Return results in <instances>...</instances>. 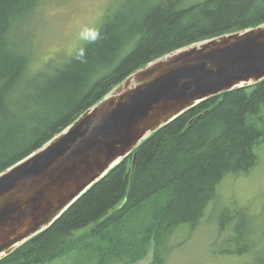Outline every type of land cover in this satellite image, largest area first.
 Wrapping results in <instances>:
<instances>
[{
  "label": "trees",
  "instance_id": "16d2710c",
  "mask_svg": "<svg viewBox=\"0 0 264 264\" xmlns=\"http://www.w3.org/2000/svg\"><path fill=\"white\" fill-rule=\"evenodd\" d=\"M41 1L0 0L1 172L133 70L192 43L264 23V0H145L140 10L128 4L107 16L89 41L62 62L34 67L38 59L10 38ZM261 103L264 79L185 110L138 143L133 168L131 154L123 157L0 264H47L84 251L89 239L98 240L96 264L135 263L151 245L149 264H162L167 237L180 224L193 227L200 221L222 177L246 173L257 164L253 148L264 131L245 114L255 113ZM150 200L156 208L149 219H139L137 213Z\"/></svg>",
  "mask_w": 264,
  "mask_h": 264
},
{
  "label": "water",
  "instance_id": "95a60500",
  "mask_svg": "<svg viewBox=\"0 0 264 264\" xmlns=\"http://www.w3.org/2000/svg\"><path fill=\"white\" fill-rule=\"evenodd\" d=\"M162 61L165 64L156 68ZM264 79V23L195 42L133 70L0 171V259L50 226L150 133L197 102Z\"/></svg>",
  "mask_w": 264,
  "mask_h": 264
},
{
  "label": "rangeland",
  "instance_id": "374dc122",
  "mask_svg": "<svg viewBox=\"0 0 264 264\" xmlns=\"http://www.w3.org/2000/svg\"><path fill=\"white\" fill-rule=\"evenodd\" d=\"M143 1L42 0L10 39L38 59L34 60V67L41 62H62L89 41L107 16L128 4L133 10H140L138 5ZM256 117L264 128L263 106ZM259 139L253 148L257 164L246 173L222 177L198 224H180L167 237L162 264H263L264 135ZM155 205L152 200L146 203L137 213L139 219H149ZM224 217L229 220L224 222ZM89 228L90 225L74 233L79 235ZM97 241L89 239L90 245L84 251H73L47 264H96L100 257ZM152 255L151 245L135 263L118 264H149Z\"/></svg>",
  "mask_w": 264,
  "mask_h": 264
},
{
  "label": "bare ground",
  "instance_id": "6f19581e",
  "mask_svg": "<svg viewBox=\"0 0 264 264\" xmlns=\"http://www.w3.org/2000/svg\"><path fill=\"white\" fill-rule=\"evenodd\" d=\"M231 32H233V31H231ZM222 34H228V33H222ZM222 34H219V35H222ZM216 36H218V35H216ZM216 36H214V37H216ZM211 38H213V37H211ZM208 39H210V38H208ZM204 40H206V39H204ZM201 41H203V40H201ZM198 42H200V41H198ZM165 64V61H162V62H160V63H158L157 65H156V68H158V67H161V66H163ZM25 79L27 80V81H29L31 78H30V76H26L25 77ZM262 80V79H261ZM260 81V80H259ZM256 83V82H255ZM253 85H255V84H252V85H246V86H243V87H246V88H248V87H251V86H253ZM242 87V88H243ZM242 88H235V89H242ZM229 91H231V90H229ZM227 92V91H226ZM223 93H225V92H223ZM222 94V93H221ZM217 95H219V94H217ZM217 95H214V96H217ZM210 97H213V96H210ZM210 97H208V98H210ZM208 98H206V99H208ZM202 101V100H201ZM201 101H199V102H201ZM199 102H197L196 104H198ZM193 106H195V105H193ZM192 106V107H193ZM264 107V104H259L258 105V108H257V110H256V114L255 113H246L245 114V118H246V120L252 125V126H256V127H260L263 131H264V128H263V126H259V123H258V118L256 117L257 116V113L260 111V109H261V107ZM191 108V107H190ZM189 109V108H188ZM262 135H264V134H262ZM261 135V136H262ZM261 136H259L258 137V141L260 140L259 138L261 137ZM257 141V142H258ZM132 156V155H131ZM126 157V156H125ZM124 157V158H125ZM122 159V158H121ZM120 159V160H121ZM119 160V161H120ZM131 161H132V157H131ZM119 163V162H118ZM117 163V164H118ZM114 167V166H113ZM112 167V168H113ZM222 180V179H221ZM220 180V181H221ZM218 185V184H217ZM227 217H224V219H226ZM201 220V219H200ZM198 224V223H197ZM76 232V231H75ZM81 234H82V232H81ZM81 234H79V235H81ZM79 235H76L75 233H74V235H73V237L74 238H76L77 236H79ZM163 247H164V245H162ZM263 264H264V262H263Z\"/></svg>",
  "mask_w": 264,
  "mask_h": 264
}]
</instances>
